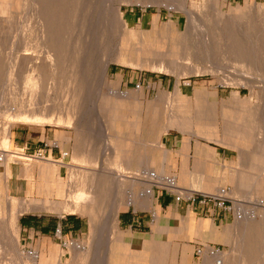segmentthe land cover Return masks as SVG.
<instances>
[{"label": "rangeland", "instance_id": "374dc122", "mask_svg": "<svg viewBox=\"0 0 264 264\" xmlns=\"http://www.w3.org/2000/svg\"><path fill=\"white\" fill-rule=\"evenodd\" d=\"M31 1L0 0V136L3 137L5 131L11 129L13 150L21 154L18 157H13L11 161L12 175L9 181V195L13 196L11 187L20 180V175L24 177L21 180L24 183L39 182L41 180L39 170L35 168L32 172V165L34 163L46 165L44 163L47 161V159L30 156L31 153L23 152L18 146V139L15 136L16 131L21 128L31 129L34 135L40 134L41 131L47 133L68 131L75 147L68 159V174L62 178L64 182L73 178L75 181L82 180V182L89 183L90 175L94 172L92 170H107L117 167L109 147V144L114 141L112 136L116 132L108 126L110 125L109 118L104 115L105 112L101 108L105 97L117 98L120 101L126 115L123 122L126 121V126H130V130L137 120L140 121L138 136L133 135L132 130L125 135L126 138L131 137L139 142L136 145L137 153L144 149L143 153L148 155L153 154L158 148V143L153 141L157 137L155 134L157 130L162 125L170 124V121L176 120L178 117L190 121L191 124L189 123L188 127L191 129H181L177 126L165 131L162 136L165 137L169 133L181 135L184 132L191 133L197 129V125L202 127V123H207L214 124L219 135L224 137L231 124L228 121V116L243 112L250 122L244 136V139L250 142L249 147L238 149L220 142L225 147L233 149L232 154L236 161L233 164V175L245 178L239 188L235 178L223 185H218V187L222 186L226 189L225 196L235 214H225L213 204L206 207L200 205L196 208V212L198 210L200 213L197 214L198 216H212L217 210L221 214L229 216L228 221L225 220L222 225L224 228L229 227L232 230L230 241L217 240L218 244L215 247L212 246L213 248L219 249L222 253H228L232 259L236 257L234 264H264V82L261 81L262 78L264 80V0H195L196 8L194 9L199 14V18L191 27V32H193L191 37L188 36L189 38L182 40L178 38L180 32L186 30L187 15L177 9H171V6L167 7L162 4L166 1L170 3V0H128L123 2L122 20L126 22V28L114 25L113 31L108 30L103 23L100 25L99 18H96L94 22L91 20L94 17L93 13L100 15V7L103 6L105 0H93L95 10L93 7L88 8L87 6V8L81 9L83 5H79L82 4V0H67V2H63L58 13H56V5L53 0L51 3L42 0L41 4L38 3L39 5L33 3V0ZM79 1L81 2L79 3ZM117 1L109 0L110 11L114 12ZM48 3H50L49 6ZM30 6L32 7L30 8ZM41 6L42 8H40ZM63 19L66 24L68 23L67 26ZM60 20L64 24L59 27L60 41L54 44L53 41L48 40L44 46L47 48L46 54L41 53L44 48L41 45L44 42L40 30L41 25L46 21L45 24L53 27L52 34L49 33V35L54 37L57 22ZM232 26L234 29L240 26L248 30L242 38L238 37L239 39L233 43L237 47H233L232 39L223 36V31L221 32L222 28L225 34H228L227 29ZM206 35L210 36L206 39ZM62 38L63 41H61ZM22 45L23 47H21ZM51 45H55V47ZM235 48L243 49V54L241 56L233 54L231 51ZM252 51L257 53L254 54ZM1 52L3 55L5 52L6 54L3 56ZM8 55L9 57H7ZM47 56L53 58L52 63L50 62L45 69L40 70L43 72V76L40 77V83H37L39 71L31 70L30 66L37 59L40 61L41 58L46 59ZM139 56L149 58L146 60L154 62V64L140 63L137 60ZM104 60L109 61L108 73L107 77L101 80L100 68ZM80 77L82 78L81 82ZM247 77L252 78L250 84H255L253 91L250 86H243ZM177 91L180 93V97L176 95ZM200 91H203L204 94L201 99L197 98ZM76 93L80 96H75ZM15 97L16 100H14ZM49 99L59 105V111H75L76 114L74 119H71L72 122L66 117L58 120V112L52 113V121L27 119L13 123L10 118L5 116L8 108L7 103L14 109L21 103L27 105L34 101L39 103ZM64 114L62 113V115ZM69 135L67 139H70ZM144 137L147 144L150 143L153 146L142 147L140 142L143 143ZM56 139L59 141L58 137ZM0 144H2L1 138ZM2 145H0L1 148ZM95 156L98 158L96 159ZM50 159L52 160L51 157ZM154 166H156L154 163H138L136 167L142 170V172L138 171L139 177L143 181L150 179V176L148 177L143 170L145 168L153 169ZM20 171L23 174L19 173ZM27 171H31L28 176L33 174L28 177L25 175L28 174ZM162 175L174 180L177 185L175 180L177 178L174 174L162 173ZM154 183V193L163 192L167 196H171L174 203H184L185 206L182 205L183 207L180 208L183 214L189 210L192 211L194 203L187 196L190 189L177 186V188H172L166 183L163 185L158 182ZM3 187L0 184V190ZM99 187L102 188L103 207L96 214L93 220L94 225L104 221L112 199L115 197V202L123 196L122 194L112 196L108 187L100 185ZM147 187L148 184L145 182L134 186L135 198H146ZM181 192L183 194L178 200ZM219 195L221 196V193ZM196 196L199 195L196 194ZM17 198L23 199L24 197ZM124 198L127 200L126 196ZM129 207L141 211L139 214L149 213L152 209L140 205H130L125 209ZM244 212L256 214V219L253 221L259 229L250 236L251 239L247 240L246 238L242 243L238 216ZM25 214L58 216L57 213L47 211ZM74 215L83 218L86 226L85 233L81 235V238L78 236L59 237L58 235V238H62L60 241L63 243H60L52 254L58 252L59 249L62 250L63 264H76L78 257L85 258L79 264H96V261L100 264L99 258L106 249L101 246L102 244L98 245L94 239L104 237L105 233L102 231L100 233L98 230L97 237L92 236L91 226L93 223L90 217L81 213ZM7 216L6 210L0 214L1 231L6 230L3 222ZM19 234L20 250L27 253L33 252V248L26 240H23L21 226ZM109 234L113 238L115 229L112 228ZM194 240L199 242H194V259L202 260L208 244L198 238ZM64 243L65 245L62 246ZM74 245L79 248L76 249ZM198 250H201L202 253H199ZM241 253L243 258L238 263L237 259ZM14 257L11 255L13 260L16 258ZM182 260L183 258H180V261ZM39 261L40 259L29 264H39ZM49 261L50 264L56 262L55 258H50Z\"/></svg>", "mask_w": 264, "mask_h": 264}, {"label": "bare ground", "instance_id": "6f19581e", "mask_svg": "<svg viewBox=\"0 0 264 264\" xmlns=\"http://www.w3.org/2000/svg\"><path fill=\"white\" fill-rule=\"evenodd\" d=\"M41 1L42 0H33V3L41 4ZM44 1H49L51 3L52 0H44ZM54 1H55V5H56V13H58V11L61 10V6H62L63 2H65V1L67 2V0H53V2ZM125 1H128V0H118L114 12L110 11V7H108L109 0L103 1V6L100 7V15H99V13H97V15H95V13H93L94 17H92L91 20H93V22H94L96 18H99L98 21H100V25H102V23H103L105 26H107L106 28L108 30H112V31L114 30L113 29L115 27L114 25L121 26V28L123 26V29L126 28V22H124V20H122L123 19L122 18L123 13H122V9H121L122 4ZM31 2H30V4H31ZM80 2L81 1H79V3ZM50 3H48V6L50 5ZM71 3L74 4V2H71ZM35 4L34 5L32 4V5L35 6ZM162 4H164L167 7L171 6L170 7L171 9L174 8V9H177L179 11L186 13V15H187V27H186V30L180 32V36L178 39L182 40L183 38H189L188 36L193 34V32H191V27L193 24L196 23V20L199 18V14L196 12V9H194V8H196L195 7V5H196L195 0H170V3H167V1H166V3H162ZM82 5H83V7L82 8L80 7L81 9L87 8V7L90 8V7L95 6V2L93 0H85V1L82 0V4L79 6H82ZM31 7L32 6H30V8ZM40 8H42V6ZM45 9H47V8H45ZM93 9L95 10V7H93ZM77 11H78V9H77ZM46 12H47V10H46ZM74 12H75V10H74ZM35 13H38V12H35ZM56 13H55V15H56ZM71 16H72V14H71ZM97 16H100V17H97ZM34 18H35V16H34ZM43 19L46 20L45 18H43ZM63 21H64V19H63ZM45 23H46V21H45ZM45 23H43L41 25V28L39 27L41 30V33L43 34L44 42H42V44H41V45H43V47L46 46V44L48 43L47 42L48 40L53 41L54 44L58 43L60 41V35H58V33L60 32L59 27L63 24L61 20L59 22H57L58 25L56 26L57 29L54 32L55 35H54V37H52V36L50 37L49 33L52 34V28L53 27L51 28V26L49 27ZM54 23H56V21L53 22V24ZM67 24L65 22L66 26H67ZM63 27H64V29H67V27L66 28H65V26H63ZM103 28H105V27H103ZM103 30H105V29H103ZM222 31L224 32V30L221 28V32ZM227 31H228V34H225V32L224 33L222 32V35L226 36V37H230L232 39V42H231L232 46L237 47L233 43L236 42V39H239L238 37L242 38L243 35L246 34L248 30L245 28H241L240 26H237V29H234L232 26V28H228ZM106 32H108V31H106ZM47 33H48V35H46ZM209 36L210 35H206V39ZM61 41H63V38ZM62 44H61V46H62ZM19 46H20V43H19ZM31 46H32V44H31ZM51 46H53V45H51ZM21 47H23V45ZM53 47H55V45ZM254 47H255L254 49H256V46H254ZM44 48L41 51V53L43 52V54L47 51V48H45V49ZM260 48H262V47H260ZM20 49L22 50V48H20ZM37 50H38V48H37ZM232 50L233 51H231V52H233V54L235 53L237 56H241L243 54V49L238 50L235 48ZM2 52H1V54H2ZM6 52H5V54H6ZM252 52H254V51H252ZM255 52H254V54H255ZM9 53H10V51H9ZM7 57H9V55ZM122 57L124 58V54L122 55ZM52 59L53 58L50 56H47L46 59L41 58L40 61H38L39 59H37L36 62L30 66L31 70H35L37 72L39 71L37 74V77H38L37 83H40V79H41L40 77L43 76V72L40 70L45 69V67L47 65H49L50 62L52 63ZM146 59H149V58H143L140 56L137 58V60H139L140 63L142 62V63L154 64V62H148V60H146ZM5 61H7V60H5ZM1 62H3V61H1ZM3 64H5V63L3 62ZM155 64H157V62H155ZM108 66H109V61L104 60L103 63L101 64V68H100L101 80H104L105 77H107ZM262 79H261V81L264 82V80H262ZM75 80H77V79H75ZM259 80H260V77H259ZM81 81H82V78L80 77V82ZM251 81H252V78L247 77L246 82L243 84V86H250V88L253 91L255 84H250ZM199 93L200 94H198L197 98H200V99L203 98V96H204L203 91H200ZM176 95L179 97L181 96L178 91L176 92ZM205 95H206V93H205ZM75 96L79 97L80 94L76 93ZM205 97H207V96H205ZM14 100H16V97L14 98ZM6 106L8 108H7V113L5 116L10 118L13 123H16L18 120H27V119H34L37 121H43V120L44 121L45 120L46 121L47 120L52 121L51 115H52V113L56 114V112H58V114H57L58 120H61L63 117H66V118H69L71 121V119H74L75 114H76L75 111L70 112V110H67V111L60 110L61 111L60 112L58 110V109H60L59 105L56 102L51 101L50 99L46 100V101L39 102V103L34 101V102H31L27 105L24 103H21L19 105V107H15L14 109H12V107L10 106L9 103H7ZM73 108H74V106H73ZM101 108H102V111L105 112L104 115H106L109 118L110 125H108V126L111 127L112 129H114L116 132L115 135L112 136V138H114V141H112V144H109V147H110V152H112L111 155L113 156L112 158L114 160V164L117 165V167H115V168L113 167L111 169L109 168L107 170H96V171L92 170L94 172L90 175V182L85 183V182H82V180L75 181V180H73V178L70 179L68 182H64L62 179H59L56 177V172H57L58 168H56V166H54V170L52 172L53 174H50L49 176H45L42 183L38 187L39 195L41 194L42 196H44L43 198L25 197L23 199H14L10 196H5V197L1 196L0 197V214L4 211V207L7 206L8 207V212H7L8 216H7L6 220L3 222V225H4L6 230L5 231L0 230V264H29L31 262H33V263L36 262L38 259H40L39 264H45L46 262H48L50 260V258H55V261H56L55 264H63V261L61 258L63 255V251L60 249L58 252L52 254L51 257H49V258H46V256L43 253L40 254L37 251L27 253V252L20 250V248H19V241H20L19 218L24 213L38 212V211L39 212L47 211V212L57 213L61 216L65 213H73V214L81 213L83 215H88L90 217L92 223H93V220L95 219L96 214L99 212L100 208L103 207V198H102V194H101L102 188L100 189L99 185L101 187L102 186L108 187V189H110L112 196L114 194L115 195H121V194L123 195V196H121L122 197L121 199H119V200L117 199L118 201L114 202L115 197L112 199L113 203L111 202L110 207H109V211H108V215L106 216L104 221H102L100 224L97 223L96 225H94L95 224V222H94L91 226V235L92 236L97 237L96 234H97L98 230H100V233H101V231L105 233L104 237L102 236L100 238L97 237L96 239H94V240H96V243L98 245L102 244L101 246L105 247V249H106L105 253L102 256H100V258H99L100 264H105L107 261V249L109 248V245H110L111 240H112L111 239L112 235H110L109 233H110V231H112V228H113V230L114 229L116 230L117 227H119L118 226V219H119L118 215H119V213L123 209H125L126 207H128L130 205H140V206H143L144 208H151L153 205V202H154V184H155L154 182H158L159 184H162V185L164 183H166V184H168L169 187H172V188L178 187V186L176 187L174 180H170L169 177H166V176L164 177L162 175L160 166H154L155 170H153L152 168H147V169L145 168V170H143L145 172V174L148 175V177L150 176L149 177L150 179L143 181L142 178L139 177L138 171L142 172V170H139L136 167V165L138 163L146 162L147 164H149V163L153 164L154 163V165H156V161H154L153 159L150 160L151 158H149V157H147V159H146L143 151L142 152L139 151L137 153L138 149H137L136 145L139 142L136 141L135 139L126 138L125 134L129 133L130 126L127 127L126 126L127 123H125L126 121L123 122V120H125V118H126V115H125L124 108L120 104V101L117 100V98H111V97L103 98ZM65 109H66V107H65ZM62 113L63 114L65 113L64 114L65 116L62 115ZM185 118H187V117H185ZM228 118H229L228 121H230L231 124L229 125L224 137H221L219 135V132H218V130L214 124L209 125L207 123H202V127L197 125V129L191 133L197 134V135H203L209 139L222 142L224 144H227V145L232 146V147H236L238 149L248 148L250 142H248L247 140L244 139V136H245L247 129H248V124L250 123L249 120L247 119V117H245L244 113L242 112V113H238L236 115L230 114L228 116ZM63 121H66V120H63ZM120 122H122V123H120ZM189 123L191 124L190 121H185L184 119L178 117V118H176V120L170 121V124L162 125L157 130V132L155 133L157 135V139H159L161 134H163L165 131H167L173 127L178 126V128H181V129H191V127H188V126H190ZM198 124H200V123H198ZM123 125H125V126H123ZM9 126H11V125H9ZM139 129H140V121L137 120L134 123L133 128H131V130L134 133L138 134ZM10 130H6L5 135L3 137L0 136L1 142L3 144V145L0 144V145H2V148L0 147L1 148L0 149V161H1L0 167L5 163L8 167H10L11 161L13 160L12 158L18 157V155H21L17 151L13 150V143H12L13 141H12V137H11L12 132ZM106 131H107V129H106ZM2 133H4V132H2ZM104 147H106V146H104ZM102 150H103V147H102ZM140 152H141V154H140ZM162 154H163V152H162ZM103 156H105V155H103ZM95 158H96V156H95ZM167 160H169V159H167ZM47 161H48V163H50V165L52 164L51 159H47ZM104 169H106V168H104ZM231 177L235 178V182H236L238 188L240 187L239 185L242 184V182L245 179L243 176H235L234 175V177H233V175H231ZM142 182H145V184H148V187L146 190L147 195H146V198L137 199V198H135L136 193L133 190V188H134V186H136ZM222 183H224V182H222ZM219 188H221V187H219ZM213 190H215V189H213ZM191 191H193V190L191 189ZM219 191H220V189L217 190V192H219ZM31 192H32L31 189H29L27 191V194L29 195ZM146 193H144V194H146ZM213 194H215V193H213ZM125 196L127 197V200H125V198H124ZM135 207H137V206H135ZM157 215H158V212L156 213V218H157ZM261 217L263 218V216H261ZM255 219H256V214L255 213L252 214L251 212L249 214H246V212H244V214L238 216V220H240L239 223L241 225L242 243L245 241L246 238H247V240L251 239L250 236H252L254 234V232H256V230L259 229V227L254 224L253 220H255ZM192 220H194V216H193V214H190L189 221L186 222L187 225L189 224V231H192L193 227H194L193 223L191 222ZM207 224L208 225L210 224L209 221L207 222ZM206 227H208V226H206ZM204 228H205V226H204ZM215 233H216V236L214 235L213 238H222L226 241H230L232 230L229 227H226L222 231L215 230ZM164 234H166V233H164ZM139 242L138 243L136 242V243L139 244ZM91 243H92V241H91ZM74 247H76V249L79 248L76 245H74ZM127 247H129V246H127ZM174 249H176V248H174ZM212 250H213L212 246L206 245V250L204 252V264H234L233 262L235 261L236 257L232 259L231 256L226 252L225 253L219 252L216 256H213V255H211ZM184 251H185V249H184ZM109 253H110V251H109ZM11 255H14L16 258L14 257L15 259L13 260L11 258ZM169 258H170V256H169ZM242 258H243V254L241 253L238 256L237 262L240 263ZM84 259L85 258H83V257H78L76 264H79L80 262L84 261ZM162 260L166 261L167 258H162ZM81 264H83V263H81Z\"/></svg>", "mask_w": 264, "mask_h": 264}, {"label": "crops", "instance_id": "0c3cea01", "mask_svg": "<svg viewBox=\"0 0 264 264\" xmlns=\"http://www.w3.org/2000/svg\"><path fill=\"white\" fill-rule=\"evenodd\" d=\"M68 135V131H61V133L41 131L40 134L34 135L31 129L21 128L17 130L15 137L18 139V146L23 152L27 151L31 153L30 156L36 157L38 151L41 150L46 158L49 157L48 159H50L51 157L52 161L57 163L52 162L51 165L47 161L44 163L46 165L34 163L31 170L33 172L35 168L38 169L41 180L37 183L31 181L24 183L21 181L24 177L20 175V180L11 187L13 196L9 195L11 166L8 167L6 163L3 164L0 167V184L4 187L0 190V197L43 198L44 196L39 195L38 187L45 176L53 174L54 166L58 168L57 178L62 179L68 174V159L75 147L70 135V139H67ZM56 137L59 138V141ZM142 140L143 143L140 142L142 147L146 148V146L151 145L150 143L147 144L145 137ZM153 141L158 143V148L153 154H144L145 158L149 157L150 160L156 161V166H160L162 173L174 174L177 178L176 182H178L176 186L180 188L192 189L206 194L216 193L220 189L219 187L222 188L218 185H223L233 179L231 175L234 173L233 164L236 162L232 154L233 149L225 147L219 141L186 132L182 135L169 133L165 137L161 134L159 139L156 137ZM141 151L144 152L145 150ZM153 169L155 170V167ZM29 172L25 175L28 176ZM29 189L32 192L28 195ZM154 194L155 201L149 213L139 214L141 211L130 207L120 212L118 216L119 227L115 230V237L113 236L114 239L112 238L107 249L105 264H204V258L202 260L194 259L193 246L194 242H197L194 239L198 238L205 241L209 246H217V240H222V238H213L214 235L216 236L215 230L222 231L224 229L222 224L225 223V220L228 221L229 216L221 214L217 210L212 216H198V210L196 212V208L200 207L198 202L192 205V211L189 210L183 214L180 208L183 207L182 205L185 206L184 203H174L171 196H167L163 192ZM4 210L8 212V207L5 206ZM190 213L194 216V220L191 221L194 226L192 231H189V224H186L189 221ZM65 214L67 215L58 214V216L47 217L45 214L24 213L20 216L19 225L24 236L23 240H26L33 248V252L43 253L46 258L51 257L60 243H63L60 241L62 238H58L57 230H60L61 236L64 237L78 236L81 238L86 230L83 218L71 213ZM208 221L209 225L207 224ZM136 242H139L140 245ZM182 252L185 255H182ZM162 258H167V260L164 261ZM180 258L183 260L180 261ZM45 264H50V261Z\"/></svg>", "mask_w": 264, "mask_h": 264}, {"label": "built area", "instance_id": "2783aa9c", "mask_svg": "<svg viewBox=\"0 0 264 264\" xmlns=\"http://www.w3.org/2000/svg\"><path fill=\"white\" fill-rule=\"evenodd\" d=\"M36 157L41 158V159H48L42 154L41 150L38 151V155ZM220 193H221V196L219 195ZM225 193H226V189H224V188H221L220 191L215 193V194H213V193L203 194V193H199V192L190 190V192H188L187 196H188V199L191 200L193 203L198 202L200 205H202L204 207H206L210 204H213L214 207L219 208L220 211H223V213H225V214L234 213V209L228 203V198L225 196ZM182 194H183L182 192H181V194H179L180 197H178V200L181 199ZM196 194H198L199 196H196ZM57 234L58 235L60 234L59 236H61V231L57 230ZM64 245H65V243H64ZM198 252L202 253L201 250H198ZM219 252H221L219 249L213 248L211 255L216 256Z\"/></svg>", "mask_w": 264, "mask_h": 264}]
</instances>
